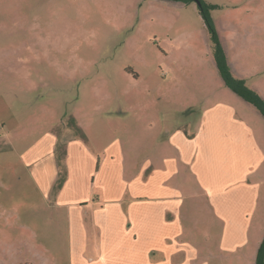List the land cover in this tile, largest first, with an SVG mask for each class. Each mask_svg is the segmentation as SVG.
Wrapping results in <instances>:
<instances>
[{"label": "rangeland", "instance_id": "rangeland-1", "mask_svg": "<svg viewBox=\"0 0 264 264\" xmlns=\"http://www.w3.org/2000/svg\"><path fill=\"white\" fill-rule=\"evenodd\" d=\"M199 1L214 6L228 61L264 97V0ZM212 64L194 2L0 0V264L70 262L69 230L38 190L28 152L45 150L70 117L86 132L104 116L110 140L134 152L163 125L152 111L171 117L200 80L219 82ZM141 94L149 108L130 105ZM174 115L177 124L190 118ZM125 116H142L145 129L120 126Z\"/></svg>", "mask_w": 264, "mask_h": 264}, {"label": "crops", "instance_id": "crops-1", "mask_svg": "<svg viewBox=\"0 0 264 264\" xmlns=\"http://www.w3.org/2000/svg\"><path fill=\"white\" fill-rule=\"evenodd\" d=\"M212 65L219 82L200 80L201 89L173 102L171 117L152 111L163 125L134 152L110 140L105 116L96 134L76 123L85 140L66 129L28 152L38 190L69 230V264H254L264 237V119L224 90ZM130 101L149 108L143 94ZM184 113L190 118L177 124L174 114ZM125 119L120 126L145 129L142 116Z\"/></svg>", "mask_w": 264, "mask_h": 264}, {"label": "trees", "instance_id": "trees-1", "mask_svg": "<svg viewBox=\"0 0 264 264\" xmlns=\"http://www.w3.org/2000/svg\"><path fill=\"white\" fill-rule=\"evenodd\" d=\"M166 1H173L184 4H189L193 2V0ZM200 3L201 6H197L198 12L208 35L212 59L214 60L219 75L224 83V86L233 93H235L237 96H239L242 100H244L264 119V100L255 90H253L246 83L245 80L235 77L230 71L224 49L221 45L218 33L215 29L213 19L209 13L210 10L214 8V6L206 5L202 2ZM69 128L72 129L80 139H86L84 132L76 124L75 120L72 117L68 118L67 121H62L58 126L54 128L53 132L54 134H58ZM254 264H264V237L261 240L256 251Z\"/></svg>", "mask_w": 264, "mask_h": 264}, {"label": "water", "instance_id": "water-1", "mask_svg": "<svg viewBox=\"0 0 264 264\" xmlns=\"http://www.w3.org/2000/svg\"><path fill=\"white\" fill-rule=\"evenodd\" d=\"M193 2L197 5V6H201V3L199 0H193Z\"/></svg>", "mask_w": 264, "mask_h": 264}]
</instances>
